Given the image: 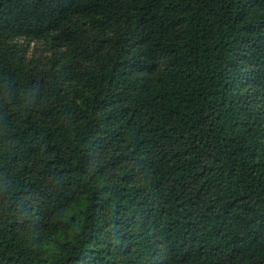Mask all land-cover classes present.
<instances>
[{"label": "trees", "instance_id": "1", "mask_svg": "<svg viewBox=\"0 0 264 264\" xmlns=\"http://www.w3.org/2000/svg\"><path fill=\"white\" fill-rule=\"evenodd\" d=\"M0 264H264V0H0Z\"/></svg>", "mask_w": 264, "mask_h": 264}]
</instances>
